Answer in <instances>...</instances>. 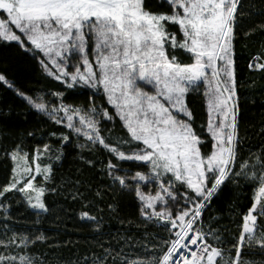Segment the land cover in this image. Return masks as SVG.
<instances>
[{
	"label": "snow or ice",
	"instance_id": "snow-or-ice-1",
	"mask_svg": "<svg viewBox=\"0 0 264 264\" xmlns=\"http://www.w3.org/2000/svg\"><path fill=\"white\" fill-rule=\"evenodd\" d=\"M157 7L167 11H153L149 0H0V42L14 43L58 84L29 92L0 71V90L67 130L51 133L61 145L55 152L46 143L30 153L23 142L4 150L11 175L0 185V264H53L33 251L48 241L42 230L10 223V196L20 194L39 217L49 211L46 194L62 189L83 202L80 219L99 251L58 264H264L248 257L264 253V146L241 156L235 58L241 32L264 35V22L243 27L252 15L245 0H161ZM248 68L264 72V53ZM82 92L87 105L72 99ZM194 92L207 114L199 128ZM73 144L75 173L57 184L56 168ZM98 163L107 188L134 196L138 214L119 217V203L109 202L124 227L107 238L103 216L87 209L108 193L79 178ZM241 181L253 196L229 240L216 218L204 217L226 185Z\"/></svg>",
	"mask_w": 264,
	"mask_h": 264
},
{
	"label": "trees",
	"instance_id": "trees-1",
	"mask_svg": "<svg viewBox=\"0 0 264 264\" xmlns=\"http://www.w3.org/2000/svg\"><path fill=\"white\" fill-rule=\"evenodd\" d=\"M161 0H149L153 11H167L166 7H157ZM256 4L251 8L252 3ZM246 11H251L252 15L245 18L243 27L251 28L264 22V15L260 14V9L264 5L260 0H245ZM176 31L177 29H172ZM257 53H264V35L254 34L250 39H246L241 32L236 40V62L238 73V95H239V133L243 141L241 156L247 157L250 150H257L264 146V136L260 135V129L264 126V72L251 70L248 64ZM0 71H5L10 79H14L18 85L29 92L32 90L43 91L58 87L55 81L41 73L36 61L24 54L15 44L0 42ZM76 104L89 103V97L81 93L72 98ZM100 99L97 98V104ZM189 104L193 108L196 116V126L199 128L202 122H206L207 114L204 106L202 93H191ZM67 131L54 125L47 117L38 115L30 111L24 103L16 98L13 93L0 90V185L7 182L11 175V161L4 160V150L11 149L16 144L23 142L25 150L33 152L39 144H50L53 151L60 149L61 145L56 137L51 136L53 131ZM34 133L29 136L28 133ZM207 150V149H206ZM79 149L75 145L65 148L66 158L62 166H58L55 171L56 183L61 182V177L74 175L75 166L79 163L76 154ZM94 158L104 159L103 155L95 154ZM81 180L90 181L93 190L107 192L108 195L102 201H97L99 207L104 209L103 213L99 207L87 209L93 215L103 216V227L105 238L115 235L122 226L117 214L108 210L107 204L119 203V217H132L138 219L136 202L134 196L129 194L121 195L116 191L109 190L108 178L100 172V165L97 164L95 170L85 169V174L79 177ZM253 196L252 187L246 186L243 181L239 186L226 185L218 199H216L209 211L205 214V222H210V218H216L218 226L228 231L223 234L227 239L232 240L233 235L238 236L243 211L250 206ZM46 203L49 207L47 213L36 216L34 210L30 209L20 198V194L10 196L11 216L10 223H14L18 230H42L47 236L46 244L38 245L33 251L37 254H47V259L53 264L61 261H74L91 255L93 251H99L95 246L96 234L89 223L80 219V212L84 210L82 201H73L68 195V189H62L59 194L47 193ZM90 199H96L90 196ZM232 210L237 214L232 215ZM3 215V212H0ZM131 231L137 235H142L143 229H137L134 225ZM160 235L167 236L161 232ZM137 251H140L139 249ZM248 257L254 260L264 259V253L259 250L248 252Z\"/></svg>",
	"mask_w": 264,
	"mask_h": 264
},
{
	"label": "rangeland",
	"instance_id": "rangeland-1",
	"mask_svg": "<svg viewBox=\"0 0 264 264\" xmlns=\"http://www.w3.org/2000/svg\"><path fill=\"white\" fill-rule=\"evenodd\" d=\"M39 179V178H38ZM1 212V211H0Z\"/></svg>",
	"mask_w": 264,
	"mask_h": 264
}]
</instances>
